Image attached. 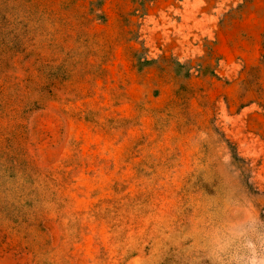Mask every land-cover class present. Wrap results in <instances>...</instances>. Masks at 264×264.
Segmentation results:
<instances>
[{
	"label": "rangeland",
	"instance_id": "374dc122",
	"mask_svg": "<svg viewBox=\"0 0 264 264\" xmlns=\"http://www.w3.org/2000/svg\"><path fill=\"white\" fill-rule=\"evenodd\" d=\"M0 264H264V0H0Z\"/></svg>",
	"mask_w": 264,
	"mask_h": 264
}]
</instances>
